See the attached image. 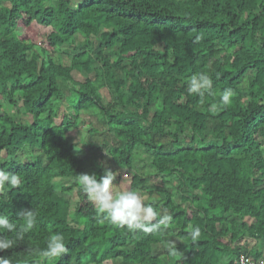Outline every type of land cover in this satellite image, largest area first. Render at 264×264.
I'll use <instances>...</instances> for the list:
<instances>
[{
	"label": "trees",
	"instance_id": "trees-1",
	"mask_svg": "<svg viewBox=\"0 0 264 264\" xmlns=\"http://www.w3.org/2000/svg\"><path fill=\"white\" fill-rule=\"evenodd\" d=\"M198 73L212 81L202 96L188 91ZM73 131L88 134L85 158ZM105 168L115 189L147 192L168 228L101 222L77 176ZM0 169L21 181L0 191V214L20 224L37 212L0 251L13 264L264 260V0H0ZM151 177L167 185L159 194L144 191ZM52 233L68 251L47 260Z\"/></svg>",
	"mask_w": 264,
	"mask_h": 264
},
{
	"label": "clouds",
	"instance_id": "clouds-1",
	"mask_svg": "<svg viewBox=\"0 0 264 264\" xmlns=\"http://www.w3.org/2000/svg\"><path fill=\"white\" fill-rule=\"evenodd\" d=\"M212 81L208 75L198 73L188 81L190 94L204 95L211 89ZM232 89H225L220 94L224 105L231 103ZM115 173L105 168L102 176L95 174H79L77 183L87 196L88 202L102 215V221H107L118 227H127L129 231L140 230L144 233H154L167 229L172 217L165 212L161 215L151 204L145 202V198L137 190L114 188ZM20 177L4 169H0V191L6 185L17 187ZM22 223L17 224L8 216L0 214V251L13 249L18 242L24 240L25 234L33 230L37 223L36 210H24L18 214ZM10 233V235H8ZM195 241L200 236L199 227L191 232ZM68 251L64 236L60 233H52L47 237L46 246L39 251V255L47 260L60 257ZM0 264H13L11 257H0Z\"/></svg>",
	"mask_w": 264,
	"mask_h": 264
},
{
	"label": "rangeland",
	"instance_id": "rangeland-1",
	"mask_svg": "<svg viewBox=\"0 0 264 264\" xmlns=\"http://www.w3.org/2000/svg\"><path fill=\"white\" fill-rule=\"evenodd\" d=\"M81 1L82 0H71V7L74 8V9L77 8L78 5H79V3ZM75 37L76 38L74 40L76 42L80 43L83 40L84 35L77 34ZM69 48L71 49L72 48V45H70ZM157 48L161 50L162 47L160 45ZM93 66L94 67H97L98 66V63L94 62L93 63ZM74 77L77 80H79V81H84V78L79 73H77V72H74ZM63 89L65 91V95H68L69 92L65 89V86H63ZM102 92L104 93V90H102ZM65 108H68V104H66V102L63 101L61 103V105L59 106L58 110H57V113H58V118L57 119L58 120L62 117L63 111H64ZM70 134H71V139L73 141V144H74V146H75V148L77 150L76 151L77 154H80L83 158H85L86 157V146L84 145V142L88 138L87 132H85V131L84 132H76V131H73ZM38 153H39L38 151H36V150L34 151V154H38ZM29 160H30V158H29ZM99 165H101V163ZM93 167H94V165L91 164V165H88L87 166V169L90 170V169H93ZM70 183H71V180H69V179L62 180V181H60V182H58L56 184V188H57L58 191H61L62 185L65 186V185H68ZM165 186H167V185L165 183H163L160 178L151 177L150 180L148 181L147 187L144 189V191H146V190H152L153 189V190H156L157 191V194H159V191H161ZM138 192H140L141 195L145 198V202H148L149 197H148L147 192H141L139 190H138ZM70 197L72 199V202H74V201L77 200L74 191L71 193ZM156 200H157V204L159 203L158 205H160L162 203V200L161 201H159V199H156ZM202 202H203L204 206H207V201L203 197H202ZM213 212H215V211H213ZM172 244H173V242H172ZM160 253H162L160 251V249H156L154 251V255L161 257ZM109 264H115V263H109Z\"/></svg>",
	"mask_w": 264,
	"mask_h": 264
},
{
	"label": "built area",
	"instance_id": "built-area-1",
	"mask_svg": "<svg viewBox=\"0 0 264 264\" xmlns=\"http://www.w3.org/2000/svg\"><path fill=\"white\" fill-rule=\"evenodd\" d=\"M231 264H264V260L255 261L249 256L241 254Z\"/></svg>",
	"mask_w": 264,
	"mask_h": 264
}]
</instances>
